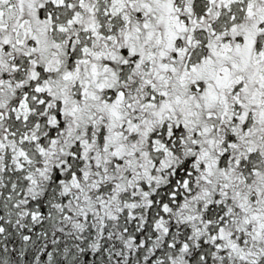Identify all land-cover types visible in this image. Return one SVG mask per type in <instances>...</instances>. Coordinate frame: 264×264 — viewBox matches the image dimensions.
I'll return each mask as SVG.
<instances>
[{
    "label": "snow or ice",
    "instance_id": "6c2138e0",
    "mask_svg": "<svg viewBox=\"0 0 264 264\" xmlns=\"http://www.w3.org/2000/svg\"><path fill=\"white\" fill-rule=\"evenodd\" d=\"M0 264H264V0H0Z\"/></svg>",
    "mask_w": 264,
    "mask_h": 264
}]
</instances>
